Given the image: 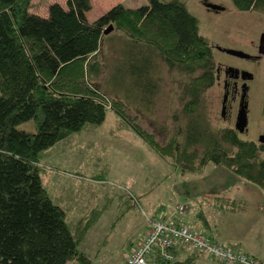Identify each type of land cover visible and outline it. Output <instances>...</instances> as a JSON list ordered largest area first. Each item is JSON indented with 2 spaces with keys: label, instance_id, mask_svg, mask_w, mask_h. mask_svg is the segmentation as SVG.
<instances>
[{
  "label": "trees",
  "instance_id": "obj_1",
  "mask_svg": "<svg viewBox=\"0 0 264 264\" xmlns=\"http://www.w3.org/2000/svg\"><path fill=\"white\" fill-rule=\"evenodd\" d=\"M146 1L135 9L116 4L89 22L91 0H66V8L49 5L47 17L28 13L31 0H0V264H91L80 247L112 199L104 195L105 203L97 204L98 195L77 210L56 204L42 184L41 161L57 143L93 133L105 121L108 107L181 174L202 176L212 166L230 175L223 180L226 185L240 181L264 195L263 149L229 129L210 125L203 98L214 85V62L198 20L182 0ZM230 1L238 12L264 15V0ZM108 26L124 42L120 66L111 75L113 81L120 77L123 84L129 83L124 100L105 97L99 84L98 52ZM159 64L167 77H181L177 90L184 122L175 125L172 134L155 117L151 126L156 130L147 124L154 134L147 131L129 112L131 107L138 113L157 111L146 94L157 96L166 77L159 76L156 89L148 90L141 82L153 80ZM26 122L33 123L35 132L17 128ZM216 206L239 213L245 201L217 198ZM117 209L120 219L129 207L119 199ZM175 211V224L205 234L182 219L185 211ZM195 215L200 219V211ZM143 217L146 228L141 237L148 222L160 216ZM207 238L225 245L212 235ZM160 252L151 254V264L215 261L187 247L171 250L169 260Z\"/></svg>",
  "mask_w": 264,
  "mask_h": 264
},
{
  "label": "rangeland",
  "instance_id": "obj_2",
  "mask_svg": "<svg viewBox=\"0 0 264 264\" xmlns=\"http://www.w3.org/2000/svg\"><path fill=\"white\" fill-rule=\"evenodd\" d=\"M182 1L188 12L198 20L199 34L211 45H224L229 39L239 40L250 33L264 32V15L255 12H238L230 0ZM55 3L66 8V0H31L28 13L47 17L48 6ZM205 3L219 6L223 10H207ZM116 4L135 9L147 4V1L93 0V6L87 13V19L89 22H93ZM121 38L122 35L112 30L103 36L98 52V59L102 65L99 84L101 93L105 97H118L124 100V90H129V83L123 84L120 77L117 81L111 79L112 73L120 66V60L125 50ZM212 53L215 55L213 50ZM159 67H161L159 70L156 69L157 74L152 76L153 80L141 82L145 87H148V90H150V86L152 89H156L155 86L160 84L159 79L162 77L160 75L163 74L166 77L165 79L162 77L165 83L160 84L162 90L157 96L146 94L147 101L149 104L155 103L154 107L157 108V111L151 108L152 112L150 113L141 110L138 113L136 107H131L129 112L137 117L136 123L147 131L153 132L150 127L156 128L155 124V126H151L155 117L160 125H164L168 129L167 132L172 134L175 125L184 122L183 117L179 114L180 104L177 90L181 77L178 75H175L174 79L167 77L163 65L159 64ZM155 77L157 78L155 79ZM142 103L145 102L142 101ZM203 105L206 106L210 125L222 129L224 126L217 120V89L213 87L205 93ZM142 106L140 109H144ZM258 114L259 109L253 101L249 105L250 119L253 120ZM174 116H177L176 122L173 121ZM125 125V122L108 107L105 121L99 127L94 128L93 133L74 136L69 140L57 143L44 153L41 161L42 184L53 200L60 195L64 204L68 205L69 197L74 194L78 195L81 203L86 199L98 198L99 195L100 198L96 202L103 205L106 196L111 197L112 201L108 204V211L101 217L98 225L93 227L96 229L99 226V230L93 232L89 239V243L98 245L94 254L100 250L96 262L93 264H116L126 256L128 249L133 244L131 242L133 230L135 227L140 228L144 224V214L155 213L156 207H160L162 210L160 217L168 215L175 204H188L195 211H200V207L205 210L207 208L205 205L210 202V198L209 192L201 187L202 181L208 184L214 179V176L218 175L217 178L224 180L230 176L223 169L214 172L216 170H213L214 168L211 166L205 169L202 176L183 175L167 160L157 155ZM17 128L35 132L32 122L20 124ZM253 138L249 134L247 140L253 141ZM262 156L264 157V152ZM90 176H99V179H103V181L96 182ZM217 182L221 186H225L224 181ZM104 195L106 196L103 198ZM119 199L129 207L120 219L118 218L121 213L117 209ZM123 208L125 209V206ZM251 213V208H248L247 217H251ZM112 224L115 225V228L113 232H110ZM102 229L104 231H101ZM104 241V246L100 248ZM92 246L89 245L90 248H93ZM181 256L183 257L184 254ZM206 261L199 260L195 264H216L214 263L216 261L213 260Z\"/></svg>",
  "mask_w": 264,
  "mask_h": 264
},
{
  "label": "crops",
  "instance_id": "obj_3",
  "mask_svg": "<svg viewBox=\"0 0 264 264\" xmlns=\"http://www.w3.org/2000/svg\"><path fill=\"white\" fill-rule=\"evenodd\" d=\"M91 3L93 6V0H91ZM213 168V170H216L214 172H219L218 168ZM217 177L218 175L216 177L214 176V179L208 184H205L204 181L201 183L202 189H206V191L209 192L210 202H207L205 205L207 207L205 210L200 207V219L196 217V211L189 207L188 204H175L174 208L168 213V215H164L162 217L168 218L174 216V213L176 212L175 207H182L183 211H185L184 214H186V216H183L182 219L187 222H193L192 226L196 229H200L203 233H206L207 235L204 234L206 237L212 235L216 241L225 245L238 247L243 252L256 258L257 260L264 261V209L259 207L260 204L261 206L264 205V195L259 190L240 181L234 182L231 186L226 185L225 183V186H221V184H218L217 181H223L224 179ZM57 197L58 198H55L53 201L62 207L68 206L73 210H77L79 206H83V203L80 202L78 195L76 194L69 197L68 205L64 204L60 195ZM224 197L244 200L245 206L242 207V211L239 213L230 212L226 209L222 211L216 206V199ZM248 208H251V217H247ZM155 209L156 212L153 214L159 216L162 211L161 208L156 207ZM205 224L207 226H205ZM145 228V223L138 229L135 227L132 232L133 236L131 238V242L136 243L141 238ZM113 229V227H110V232H113ZM97 230H99V226L96 229L92 228L88 231L80 247V250L87 254L91 264L96 262L95 260L100 253V250H98L97 254H94V250L98 245L89 243L91 234ZM101 231H104V229ZM106 231L108 233L107 229ZM104 243L105 241L101 244L100 248L104 246ZM89 245H93V248H90ZM124 257L117 261L116 264H123Z\"/></svg>",
  "mask_w": 264,
  "mask_h": 264
},
{
  "label": "flooded vegetation",
  "instance_id": "obj_4",
  "mask_svg": "<svg viewBox=\"0 0 264 264\" xmlns=\"http://www.w3.org/2000/svg\"><path fill=\"white\" fill-rule=\"evenodd\" d=\"M211 47L215 52L213 87L218 90V122L242 140L249 141L248 135H252L250 142L264 151V32ZM253 101L259 114L251 120L249 105Z\"/></svg>",
  "mask_w": 264,
  "mask_h": 264
},
{
  "label": "built area",
  "instance_id": "obj_5",
  "mask_svg": "<svg viewBox=\"0 0 264 264\" xmlns=\"http://www.w3.org/2000/svg\"><path fill=\"white\" fill-rule=\"evenodd\" d=\"M178 208V207H175ZM183 211L182 207H179ZM154 218V217H153ZM150 220L143 237L125 256L123 264H151L149 257L156 251L163 260L171 258V250L187 247L199 251L204 257H209L221 264H264L253 259L238 247H230L211 241L201 232L194 231L180 223L175 224L171 217Z\"/></svg>",
  "mask_w": 264,
  "mask_h": 264
},
{
  "label": "water",
  "instance_id": "obj_6",
  "mask_svg": "<svg viewBox=\"0 0 264 264\" xmlns=\"http://www.w3.org/2000/svg\"><path fill=\"white\" fill-rule=\"evenodd\" d=\"M205 6H206V8L214 10V11H222L223 10V8H221L219 6L208 4V3H205ZM111 30H112V26H108V28H106L104 30L103 35L108 34Z\"/></svg>",
  "mask_w": 264,
  "mask_h": 264
}]
</instances>
